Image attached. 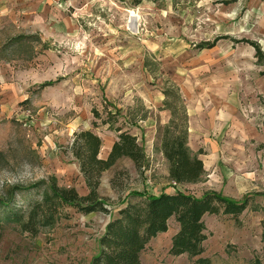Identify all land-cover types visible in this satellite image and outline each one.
Here are the masks:
<instances>
[{"label":"rangeland","instance_id":"1","mask_svg":"<svg viewBox=\"0 0 264 264\" xmlns=\"http://www.w3.org/2000/svg\"><path fill=\"white\" fill-rule=\"evenodd\" d=\"M17 34L40 42L0 60V198L19 186L13 211H26L45 185L29 186L51 177L86 193L69 146L75 132L90 129L106 158L117 133L103 122L105 110H119L118 124L136 136L146 161L138 170L121 158L101 174L108 213L62 205L36 233L0 221V264H87L130 191H175L161 153L170 86L184 100L188 146L205 169L200 181L178 187L196 197L248 195L237 221L204 215L202 256L213 264H264V57L245 41L264 56V0H0V42ZM215 39L211 48L197 47ZM177 228L170 218L141 262L194 264L169 254Z\"/></svg>","mask_w":264,"mask_h":264},{"label":"trees","instance_id":"2","mask_svg":"<svg viewBox=\"0 0 264 264\" xmlns=\"http://www.w3.org/2000/svg\"><path fill=\"white\" fill-rule=\"evenodd\" d=\"M216 41H201L197 47L211 48ZM245 41L254 48L255 56L261 61L264 56L259 44ZM34 42H40L36 35L17 34L5 38L0 42V60L9 61L20 57V53L27 49L34 51ZM163 94V104L170 111V118L163 127L161 153L168 162V178L176 189L172 193L164 190L158 193L130 191L124 197L123 206L118 209L117 215L106 224L98 239L99 250L87 264H143L142 252L152 238L167 231L170 218L175 219L178 228L171 238L169 254H186L194 258V264H213L210 258L202 256L207 238L204 233V215L222 213L237 221L248 206V195L235 200L221 192L209 190L196 197L178 187L183 183L200 181L205 169L199 153L193 152L188 146V114L183 98L173 86L165 88ZM105 111L107 118L103 122L117 133V139L112 143L106 158L99 157L102 141L90 129L75 132L69 146L84 178L86 193L80 194L75 187L59 186L56 179L51 177L29 186L45 185L40 197L31 201L26 211L16 212L10 207L16 206L13 202L14 193L20 188L15 186L5 198H0V210L3 211L0 221L14 222L24 231L36 233L38 226L53 224L62 205L84 214L109 212L105 199L98 192L101 174L121 158L130 159L139 170L146 161V154L136 136L118 124L119 110ZM93 113L95 117H100L97 110H93ZM130 197L139 200L131 202ZM262 228L264 241V218Z\"/></svg>","mask_w":264,"mask_h":264},{"label":"crops","instance_id":"3","mask_svg":"<svg viewBox=\"0 0 264 264\" xmlns=\"http://www.w3.org/2000/svg\"><path fill=\"white\" fill-rule=\"evenodd\" d=\"M99 152H100V151H99ZM106 155H107V154H106ZM99 157H100V158H103V157H101V156H99ZM165 192L172 193L171 191H166V190H165ZM173 192H174V191H173Z\"/></svg>","mask_w":264,"mask_h":264}]
</instances>
